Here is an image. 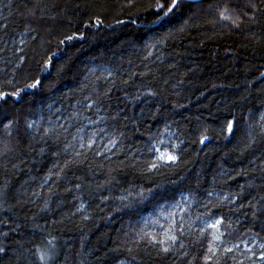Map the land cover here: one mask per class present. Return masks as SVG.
<instances>
[{"label": "trees", "instance_id": "obj_1", "mask_svg": "<svg viewBox=\"0 0 264 264\" xmlns=\"http://www.w3.org/2000/svg\"><path fill=\"white\" fill-rule=\"evenodd\" d=\"M252 2L165 16L167 0H0V264H44L38 249L47 264H264L208 252L205 224L223 218L225 243L264 242V4ZM165 132L175 163L154 149ZM180 204L165 253L143 220Z\"/></svg>", "mask_w": 264, "mask_h": 264}, {"label": "snow or ice", "instance_id": "obj_2", "mask_svg": "<svg viewBox=\"0 0 264 264\" xmlns=\"http://www.w3.org/2000/svg\"><path fill=\"white\" fill-rule=\"evenodd\" d=\"M261 3L264 4V0H261ZM181 4H184L185 7L191 8L193 6H199V0H167V10L164 12V15L167 16L169 13L173 12V10H178L181 6ZM249 8L251 9H256V4L254 2H252V0H249V3L247 5ZM223 8L222 11H220V19L221 20H225V21H230L235 27L239 28L240 27V23L238 22L239 17L237 18H233V16L231 14H227L228 13V6L227 5H217L218 10L220 8ZM156 8L159 9H163L165 8V4H161L158 3L156 5ZM245 15H247L245 13ZM67 39L71 40L72 37H67ZM39 81H36L35 84L29 85V87H36L37 84H39ZM8 93L4 92V93H0V100L6 99L8 97ZM14 95L19 96V93H14ZM29 127H31V125H29ZM227 131L231 134L233 131V126L231 123L228 124L227 127ZM207 137H203V139H201V143L204 142V140H206ZM116 142L112 141V147H115ZM83 147V145H81ZM157 152H159V149H155ZM77 155H79V153H77ZM158 159L161 161H165L167 163H175L178 159L177 156L173 155L171 152H161L160 155L158 156ZM152 168H156L157 165L155 163H153L151 165ZM144 194L141 193V196H143ZM128 207H131V205H128ZM170 216L172 215L171 213L169 214ZM155 223V222H154ZM223 223V218H220L218 220H215L214 223L208 224L207 227L208 228H212L214 229V233H213V240L214 241H220L221 243H223V241L221 240V237L224 235L223 232L220 231V225ZM163 227V226H162ZM176 231H180L181 233L183 232V229H177L174 225H169L167 227V229L165 231H163L162 234H158V235H152L150 233L147 232H142V238L144 236L149 237V242L152 243L153 245H161L163 246L161 248V250L165 253L169 252L172 250V248L177 244V242L179 241V236L176 235ZM201 232H203V230H201ZM49 244H51V242H49ZM181 247H183V244L180 245ZM238 247V245L236 246ZM264 247V246H262ZM233 249L232 248H226L225 251L226 252H231ZM4 251L3 248H0V252ZM216 249H214L213 247H209L208 248V252L210 253H215ZM38 252V258L40 261L44 262V264H47V261L51 260L53 257L50 254L51 249H45V250H37ZM207 259V257H206Z\"/></svg>", "mask_w": 264, "mask_h": 264}, {"label": "rangeland", "instance_id": "obj_3", "mask_svg": "<svg viewBox=\"0 0 264 264\" xmlns=\"http://www.w3.org/2000/svg\"><path fill=\"white\" fill-rule=\"evenodd\" d=\"M176 147L177 146L172 138L171 132H165L161 136L160 140H158L154 145V149L160 150L159 152L155 150L158 156L160 155L161 152H165V151L171 152L173 155L177 156L175 153ZM161 162H165V161H161ZM182 209H183V205L181 204L176 205L171 207V209H169L167 212L166 211H163L162 213L159 212L157 214V217H146L143 221L149 224L148 227L153 229L156 235L162 234L163 231H165L169 225H174L175 227L178 225L183 215ZM170 213L172 214L171 216L169 215ZM215 220L205 222L206 226L208 224L214 223ZM212 230L213 232L215 231L214 229ZM220 231L223 232L221 227H220ZM221 240L223 241V243H221L220 241H214L215 243L214 249H216L214 253L215 255L218 253L226 255L228 253H237V252L239 254L241 252L242 253L241 255L244 256L243 253H250V257L255 256L257 260L264 261V247H262L264 246V242L259 241L255 237H250L242 242H237V243H225L223 236L221 237ZM237 245L238 247H236ZM226 248H232L233 250L231 252H226L225 251ZM123 264H127V263H123Z\"/></svg>", "mask_w": 264, "mask_h": 264}, {"label": "water", "instance_id": "obj_4", "mask_svg": "<svg viewBox=\"0 0 264 264\" xmlns=\"http://www.w3.org/2000/svg\"><path fill=\"white\" fill-rule=\"evenodd\" d=\"M199 1H203V0H199Z\"/></svg>", "mask_w": 264, "mask_h": 264}]
</instances>
